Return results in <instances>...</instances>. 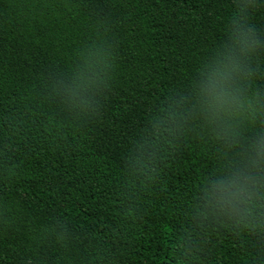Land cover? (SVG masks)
Masks as SVG:
<instances>
[{
  "label": "trees",
  "instance_id": "16d2710c",
  "mask_svg": "<svg viewBox=\"0 0 264 264\" xmlns=\"http://www.w3.org/2000/svg\"><path fill=\"white\" fill-rule=\"evenodd\" d=\"M0 264H264V0H0Z\"/></svg>",
  "mask_w": 264,
  "mask_h": 264
}]
</instances>
